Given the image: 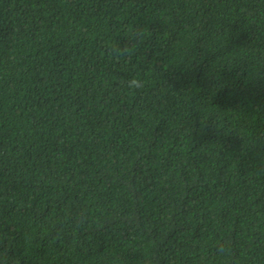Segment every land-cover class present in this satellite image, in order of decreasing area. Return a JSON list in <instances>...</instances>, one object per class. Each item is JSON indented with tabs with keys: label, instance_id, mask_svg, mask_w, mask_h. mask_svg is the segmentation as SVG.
Wrapping results in <instances>:
<instances>
[{
	"label": "trees",
	"instance_id": "16d2710c",
	"mask_svg": "<svg viewBox=\"0 0 264 264\" xmlns=\"http://www.w3.org/2000/svg\"><path fill=\"white\" fill-rule=\"evenodd\" d=\"M0 264H264V0H0Z\"/></svg>",
	"mask_w": 264,
	"mask_h": 264
},
{
	"label": "clouds",
	"instance_id": "9594fccd",
	"mask_svg": "<svg viewBox=\"0 0 264 264\" xmlns=\"http://www.w3.org/2000/svg\"><path fill=\"white\" fill-rule=\"evenodd\" d=\"M137 83H138V82L135 81V80L132 81V85H137Z\"/></svg>",
	"mask_w": 264,
	"mask_h": 264
}]
</instances>
